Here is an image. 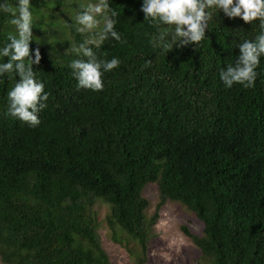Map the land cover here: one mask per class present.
I'll return each instance as SVG.
<instances>
[{"label":"trees","instance_id":"obj_1","mask_svg":"<svg viewBox=\"0 0 264 264\" xmlns=\"http://www.w3.org/2000/svg\"><path fill=\"white\" fill-rule=\"evenodd\" d=\"M90 1L29 0L30 56L37 48L41 56L32 69L48 94L37 126L8 115V92L19 78L0 75V261L110 264L94 210L100 201L111 240L132 264H147L158 210L170 200L202 223L201 234L182 227L198 264H264V55L251 88H226L219 75L235 63L240 43L261 34L260 20L209 8L205 37L166 52L153 38L166 33L171 42L173 25L144 19L143 0H109L120 40L88 47L120 63L93 91L77 86L69 66L83 58L73 48L88 33L67 16ZM7 3L14 9L16 0ZM57 13L65 46L46 40L51 26L42 16ZM11 18L0 12V48L16 34ZM147 183L157 184L160 198L151 216Z\"/></svg>","mask_w":264,"mask_h":264},{"label":"clouds","instance_id":"obj_2","mask_svg":"<svg viewBox=\"0 0 264 264\" xmlns=\"http://www.w3.org/2000/svg\"><path fill=\"white\" fill-rule=\"evenodd\" d=\"M30 6L29 0H16L14 9L7 0L0 3V12L11 14L9 23L16 30L15 35L8 36L9 43L0 48V56L8 58L6 63H0V75L15 72L19 78L8 92V115L34 127L40 123L38 113L47 106L48 94L32 69V64H38L41 56L39 48L35 50L34 60L30 56L29 45L33 36ZM209 8L222 11L230 19L239 17L245 23L260 20L261 34L255 40L240 43L235 63L219 73L226 88H231L234 83L245 88L253 87L257 76L255 69L259 58L264 55V0H143L140 10L144 19L159 22L155 25L157 28L160 24L174 26L170 33L171 42L166 41L169 35L166 33L153 38L154 46L169 52L174 45L198 44L205 37L211 19ZM80 9L75 16L76 31L88 33V37L78 48H73L83 58L71 61L69 66L78 87L100 91L103 89V73L118 67L120 61L117 58L110 61L99 59L88 45L99 48L109 37L120 40L119 33L114 30L116 21L113 19L118 13L111 9L109 0L82 4ZM25 59H29L31 64L26 65ZM150 64L151 61L146 62V66Z\"/></svg>","mask_w":264,"mask_h":264},{"label":"rangeland","instance_id":"obj_3","mask_svg":"<svg viewBox=\"0 0 264 264\" xmlns=\"http://www.w3.org/2000/svg\"><path fill=\"white\" fill-rule=\"evenodd\" d=\"M96 0L89 3H95ZM56 19L42 16L48 28L46 40H54L65 46L69 42L66 36V27L62 21L63 16L57 13ZM70 20L75 23L73 13H67ZM64 19V18H63ZM59 28L57 34H51L50 29ZM51 34V35H50ZM49 35V36H48ZM143 197L148 201L146 215L151 216L160 201L156 183H147L142 191ZM99 221L98 233L101 246L109 256L110 264H132L127 249L111 240V232L107 227L105 218L108 206L97 201L94 206ZM159 216L153 227V236L150 238L147 249V264H198L200 254L190 239L184 234L182 227H187L192 233L201 234L202 223L186 207L178 202L167 200L158 210ZM122 239H124L122 237ZM135 246L130 242V246ZM0 264H4L0 261Z\"/></svg>","mask_w":264,"mask_h":264}]
</instances>
